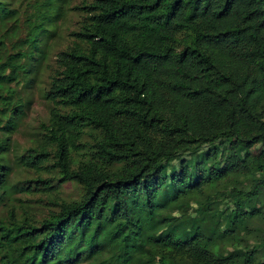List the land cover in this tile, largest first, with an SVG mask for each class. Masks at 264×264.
I'll return each instance as SVG.
<instances>
[{
    "label": "trees",
    "instance_id": "1",
    "mask_svg": "<svg viewBox=\"0 0 264 264\" xmlns=\"http://www.w3.org/2000/svg\"><path fill=\"white\" fill-rule=\"evenodd\" d=\"M64 1H28L19 41L29 45L0 57V198L18 189L4 152L27 106L8 82L39 34L52 32ZM75 8L84 14L55 53L48 117L19 162L40 171L52 160L59 180L82 190L52 198L57 208L40 220L10 209L0 219V264H128L144 243L156 264H264V0H82ZM16 10L0 0V19ZM225 184L218 194L228 202L213 205L206 187ZM193 191L202 196L196 225L160 212L163 197ZM254 218L260 223L250 225ZM109 245L116 259L97 262Z\"/></svg>",
    "mask_w": 264,
    "mask_h": 264
},
{
    "label": "rangeland",
    "instance_id": "2",
    "mask_svg": "<svg viewBox=\"0 0 264 264\" xmlns=\"http://www.w3.org/2000/svg\"><path fill=\"white\" fill-rule=\"evenodd\" d=\"M11 5L16 7V12L0 19V36L2 43L0 44V57H3L7 49L19 50L26 49L29 42L20 40L26 35L27 25L25 18L28 9H33V6L26 5L30 0H6ZM82 0H65L54 17L51 24V33H40L38 36V49L33 55L23 54L18 58V62L25 65V70H18V75L13 80L8 82L11 87L17 89L19 95L26 101L25 114L19 120L16 128L9 133L10 143L8 150L4 152L5 160L10 166L8 174V182L17 185L18 189H6V193H2L0 198V219L8 215L10 209H14L20 215L22 206L26 208L35 220H40L57 208L56 203L52 198L71 200L77 198L82 190V186L73 180H59V175L55 167L52 166V160L42 170L35 171L33 168H28L20 164V154L24 152L25 147L33 144L39 137V121L46 120L48 117L51 102L44 97V91L48 86L49 74L55 65V53L64 48L69 41V31L78 28L83 17V11L75 8ZM18 19H15V17ZM22 41V42H21ZM35 51V49H34ZM10 71V69H7ZM259 148L254 147L253 151ZM79 157V155H76ZM171 166L177 167V158L170 161L166 165V172L170 171ZM246 181L243 180L242 183ZM54 185L47 187V185ZM219 186L218 190H210L206 187L204 195L210 196V201L226 205L229 197L218 194L220 191H227L231 185ZM209 186V185H208ZM160 196V198H162ZM177 197L176 200H171L163 197L164 208H159L164 214L185 215L191 225H196L200 220V199L194 191L185 194L183 197ZM165 202V203H164ZM260 223L258 219H252L250 225ZM145 231V230H144ZM253 243V239L248 240ZM149 243H144L141 247H136L130 254L128 264H156L151 263L146 256L144 247ZM229 244L220 242L218 248L222 250L228 248ZM111 245L107 246L99 256L97 262L111 261L116 259L117 255L111 254ZM120 249V248H119ZM89 260V259H88ZM96 262V263H97ZM83 260L80 264H85Z\"/></svg>",
    "mask_w": 264,
    "mask_h": 264
}]
</instances>
